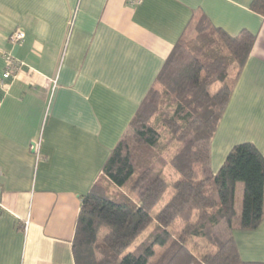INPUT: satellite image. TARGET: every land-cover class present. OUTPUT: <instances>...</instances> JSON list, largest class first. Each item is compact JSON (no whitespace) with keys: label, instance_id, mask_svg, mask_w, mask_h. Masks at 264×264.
Here are the masks:
<instances>
[{"label":"crops","instance_id":"crops-1","mask_svg":"<svg viewBox=\"0 0 264 264\" xmlns=\"http://www.w3.org/2000/svg\"><path fill=\"white\" fill-rule=\"evenodd\" d=\"M253 0H0V264H74L78 213L175 43L200 16L255 36L211 143L214 175L250 142L264 157V16ZM22 30V43L8 38ZM38 142V151L31 145ZM243 185L235 192L241 207ZM243 261L264 262V218L234 231Z\"/></svg>","mask_w":264,"mask_h":264},{"label":"trees","instance_id":"trees-1","mask_svg":"<svg viewBox=\"0 0 264 264\" xmlns=\"http://www.w3.org/2000/svg\"><path fill=\"white\" fill-rule=\"evenodd\" d=\"M250 9L264 16V0ZM254 41L204 16L177 40L82 197L74 264H264L243 261L233 236L264 218L263 155L250 142L234 145L207 174L213 137Z\"/></svg>","mask_w":264,"mask_h":264},{"label":"built area","instance_id":"built-area-1","mask_svg":"<svg viewBox=\"0 0 264 264\" xmlns=\"http://www.w3.org/2000/svg\"><path fill=\"white\" fill-rule=\"evenodd\" d=\"M140 2L141 0H128V3L131 5H136L139 4ZM24 37L25 35L22 30L19 29L14 30L8 38V43L11 46L20 44L23 42ZM4 60H5V68L2 75L0 76V88L3 90L7 87L5 81L8 78L14 77L21 68V63L18 60H16V58H14L11 54H6L4 56ZM31 150L33 152L38 151V142H34L31 145Z\"/></svg>","mask_w":264,"mask_h":264},{"label":"rangeland","instance_id":"rangeland-1","mask_svg":"<svg viewBox=\"0 0 264 264\" xmlns=\"http://www.w3.org/2000/svg\"><path fill=\"white\" fill-rule=\"evenodd\" d=\"M164 169H165V168H164ZM165 171L167 172L168 170L166 169ZM207 174H208V172H207ZM168 193H169V191L167 192V194H168ZM165 197H166V196H165ZM165 197H164V198H165ZM164 198H163V200L160 202V204H158V205L155 207V209L158 208V206L161 205V204L163 203ZM240 209H241V207L239 206V204H238V202H237V211H240ZM152 227H153V223H151V225L145 230L144 234L149 233V231L152 229ZM158 252H159V251H158Z\"/></svg>","mask_w":264,"mask_h":264}]
</instances>
